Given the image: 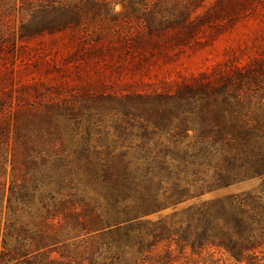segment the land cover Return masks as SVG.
Returning a JSON list of instances; mask_svg holds the SVG:
<instances>
[{"label": "trees", "instance_id": "16d2710c", "mask_svg": "<svg viewBox=\"0 0 264 264\" xmlns=\"http://www.w3.org/2000/svg\"><path fill=\"white\" fill-rule=\"evenodd\" d=\"M205 1L0 0V81L11 80L12 71L29 69L71 73L76 68L66 64L76 59L84 62L104 52L155 47L161 41L184 46L207 24L241 17L254 0H213L207 6ZM115 5L121 7L120 14L113 12ZM107 14L137 21L141 30L118 37L86 35V23L106 20ZM14 17L19 19L16 30ZM156 35L162 40L154 39ZM59 51H64L63 67L49 57ZM92 84L89 79L76 84L53 78L24 83L16 90L13 108L8 102L10 90L0 94V113L7 111L0 115V216L6 199L9 217L2 235L0 228V264H144L145 256L160 244L165 253L152 256V264H175L186 253L201 258L192 264H215L209 252L213 249L236 263L260 264L264 189L201 202L169 223L150 224L143 218L234 183L264 177V100H258L264 90V59L244 66L228 62L165 84L157 93L119 97L123 117L115 122L118 137L131 135L133 128L145 137L166 131L172 137L194 139L198 146L192 144L194 154L177 165L162 164L160 170L174 167L178 173L162 193L161 181L152 190L146 184L144 163L93 145L89 121L93 112L78 98H93ZM132 104L141 114L136 123L127 120L133 114ZM212 151H219L222 163L211 166L210 159L204 163ZM188 173L193 177L190 182L178 179ZM42 210L62 217L53 224L60 229L71 225L96 232V248L85 263H73L62 255L53 258L56 235L22 220Z\"/></svg>", "mask_w": 264, "mask_h": 264}, {"label": "rangeland", "instance_id": "374dc122", "mask_svg": "<svg viewBox=\"0 0 264 264\" xmlns=\"http://www.w3.org/2000/svg\"><path fill=\"white\" fill-rule=\"evenodd\" d=\"M212 1L206 0L205 5L207 6ZM247 5H250L251 8H247L241 17L232 20L233 22L230 23L213 21V23L207 24L195 39L184 46H175L170 40L161 41L162 38L156 35L154 39L163 43L155 47L143 46L133 51L114 50L109 53L95 54L86 58L84 62L76 59L72 63H67V68H76L71 73L58 74L51 72L45 74L43 72H33L31 71L33 69H29L28 72L25 71L18 74L12 71L11 80L0 81V94L3 91L10 90L8 102L13 108L16 106V90L21 84L30 83L34 80L48 81L50 78H53V81L56 82L66 80L70 83L84 84L85 80L89 79L93 83L89 90L94 97L87 99L84 96H79L78 98L80 100L79 103L86 101L90 112H93L89 119L92 128L93 145L97 147V150L105 151L108 149L116 153H124L132 160L135 159V161L144 163L143 172H146V184L152 190L161 181L159 193H162L166 187L170 186L169 182L178 173L174 167H169V170L167 168L168 171L160 170L159 168L164 167L162 164L166 166H170V164L177 165L182 158L188 159L187 157L194 154L192 150V144H195L194 139L184 140L178 136L172 137L169 135L170 132L166 131H155L148 133L145 137L140 130L135 128H133L131 135L118 137V132L114 130L115 122H118L123 117V111L121 108L119 109V104L117 103L120 102L119 97L121 96L120 98L125 100L130 95L157 93L166 88L165 84L202 72H210L228 62L244 66L253 59H264V0L249 1ZM203 10V7L199 8L197 13ZM113 12L120 14L121 7L115 5ZM18 21L19 19L14 17L15 30L18 28ZM139 30H141V26L137 21L126 22L121 16L115 15L111 17L110 14H107L106 20L95 18L89 20L85 25L86 35L99 32L108 37H118ZM90 39L93 43L95 38L91 37ZM57 50L60 49L57 48ZM48 51H53V49ZM63 54L64 51H59L58 53L50 54L49 57L54 59L58 66L63 67L64 62L61 60ZM75 75H80V78ZM74 90L73 92L77 91V89ZM114 97H118V99H113ZM258 100H264V90ZM32 101H34L33 98L29 100V103ZM133 106V104L130 105L132 109ZM136 109H140V107L136 106ZM132 111L133 114L131 113L127 120L132 123L140 121L141 118L139 119L138 117L141 114H136L134 109ZM6 114L7 111L5 109L0 113L2 117L6 116ZM10 119H12V116ZM195 147L197 148L198 146L195 144ZM208 159H210L211 166L217 162L222 163L219 151L216 153L212 151V155L204 163L208 162ZM6 169V185L8 187L10 184L9 164H7ZM191 175L190 173L188 175L180 174L178 179L190 182L193 179ZM263 189L264 177L251 178L234 183L228 188L208 192L198 198L186 200L175 207L160 210L143 218V221L152 224L163 220L169 223L174 221L186 208L201 202L213 200L226 194L260 191ZM2 204L0 216L1 235L9 218L6 216V199ZM60 219L62 217L47 215L44 210L39 213L32 212L28 216H22L23 221L34 223L33 227L35 229L56 235L57 240L52 247L57 253H52L51 256L53 258H58L59 255H62L67 256L73 263H85L91 251L96 248V242L98 241L96 232L88 233L80 230L79 227H71V225L60 229L53 225ZM147 228H150L149 224H147ZM161 245L153 248L145 256L144 264H152V256L155 254L163 255L165 253ZM174 248L171 249L173 250ZM209 252H213L212 259L215 264H241L234 262L222 251L213 249ZM200 259L196 255L186 253L185 258L179 259L175 264H184L185 262L192 264L197 260L200 261ZM257 259L260 264H264V251L257 253Z\"/></svg>", "mask_w": 264, "mask_h": 264}]
</instances>
